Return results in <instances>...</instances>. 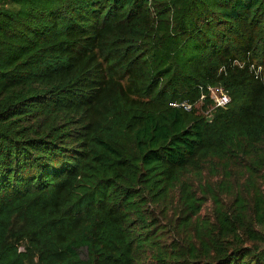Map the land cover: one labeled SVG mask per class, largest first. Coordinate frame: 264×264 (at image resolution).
<instances>
[{"label":"trees","instance_id":"obj_1","mask_svg":"<svg viewBox=\"0 0 264 264\" xmlns=\"http://www.w3.org/2000/svg\"><path fill=\"white\" fill-rule=\"evenodd\" d=\"M262 72L264 0H0V264H264Z\"/></svg>","mask_w":264,"mask_h":264},{"label":"built area","instance_id":"obj_2","mask_svg":"<svg viewBox=\"0 0 264 264\" xmlns=\"http://www.w3.org/2000/svg\"><path fill=\"white\" fill-rule=\"evenodd\" d=\"M261 70V68H259ZM260 74V72H259ZM261 76L264 80V72L261 73ZM208 91L210 94V97L213 100V105L210 110L215 109V108H226L232 101V97L228 90L224 86H214V85H209L208 86ZM207 97V92H203L200 98V101L203 102ZM182 103H179L177 101L173 102V105L180 106ZM185 106L186 109L190 110L191 105L184 103L182 104Z\"/></svg>","mask_w":264,"mask_h":264},{"label":"water","instance_id":"obj_3","mask_svg":"<svg viewBox=\"0 0 264 264\" xmlns=\"http://www.w3.org/2000/svg\"><path fill=\"white\" fill-rule=\"evenodd\" d=\"M209 120H212V116H209V118H208Z\"/></svg>","mask_w":264,"mask_h":264},{"label":"rangeland","instance_id":"obj_4","mask_svg":"<svg viewBox=\"0 0 264 264\" xmlns=\"http://www.w3.org/2000/svg\"><path fill=\"white\" fill-rule=\"evenodd\" d=\"M197 107L200 108V104H198ZM207 113H208V111H207Z\"/></svg>","mask_w":264,"mask_h":264},{"label":"clouds","instance_id":"obj_5","mask_svg":"<svg viewBox=\"0 0 264 264\" xmlns=\"http://www.w3.org/2000/svg\"><path fill=\"white\" fill-rule=\"evenodd\" d=\"M239 64H241V62H239Z\"/></svg>","mask_w":264,"mask_h":264}]
</instances>
